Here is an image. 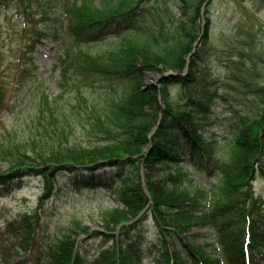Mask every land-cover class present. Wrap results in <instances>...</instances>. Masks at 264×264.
I'll use <instances>...</instances> for the list:
<instances>
[{
  "label": "trees",
  "instance_id": "obj_1",
  "mask_svg": "<svg viewBox=\"0 0 264 264\" xmlns=\"http://www.w3.org/2000/svg\"><path fill=\"white\" fill-rule=\"evenodd\" d=\"M0 2L31 21V29L23 22L30 38L21 59L33 65L35 47L52 38L61 71V94L45 98L28 137L0 145V194L25 178L39 179L42 190L37 208L7 226L20 237L14 255L29 253L32 264H87L79 238L90 230L81 221L59 228L39 252L37 230L48 217L45 202L69 189L106 188L116 201L101 212L103 242L110 245L94 264H139L148 221L162 241L156 264H263L264 201L254 183L264 179V87L259 116L238 119L227 153L215 155V142L201 134L213 102L200 65L207 57L209 19L200 23L205 0L182 6L186 20L168 31L163 23L157 30L142 26L146 0H105L100 7L91 0ZM52 12L59 21L54 27ZM112 36L121 43L105 54L79 48ZM158 72L160 84L147 86V74ZM2 84L0 111L7 107ZM79 130L90 139L70 142ZM192 162L194 176L187 171ZM207 177L216 182L206 187ZM193 228L211 229V240L197 244Z\"/></svg>",
  "mask_w": 264,
  "mask_h": 264
},
{
  "label": "rangeland",
  "instance_id": "obj_2",
  "mask_svg": "<svg viewBox=\"0 0 264 264\" xmlns=\"http://www.w3.org/2000/svg\"><path fill=\"white\" fill-rule=\"evenodd\" d=\"M91 1L98 7L105 2ZM198 1L146 0L148 12H144L141 18L142 26L157 30L163 23L168 31L173 22L186 20L181 14V7H194ZM202 10L206 13L200 21L201 27L205 25L204 19L208 18L209 29L206 64L200 65L204 67V79L209 84L204 92L213 96V102L201 134L206 142H215L214 154L222 156L228 151L235 122L238 119L253 120L262 111L258 90L264 87V0H205ZM53 14H50L48 23L54 27L59 21H55L58 16ZM23 22L26 28L31 29V21L24 18L21 12L19 16L12 3L0 2V82L6 91L7 105L5 110L0 111V145L27 138L45 98L53 100L61 94L58 85L61 81L60 66L55 65L59 47L52 38H47L35 47L33 65L21 59L30 38L29 33L23 30ZM120 43L117 36H112L97 43L80 45L79 48L93 55H102ZM20 71L24 74L21 82L18 81ZM170 74L165 73L166 76ZM162 78L160 72L149 73L146 85H159ZM177 90V87L171 89L173 100L177 99ZM72 96L67 99H72ZM89 139L80 130L70 136V142L86 143ZM195 170L196 164L192 162L187 171L194 176ZM106 172L110 173L109 170ZM203 182L206 187L212 184L209 179ZM19 183L17 188L0 194V264H23L25 260L26 264H32L31 254L18 251L19 254L14 255L20 237L9 231L7 226L37 208L42 190L37 178H25ZM182 184H187L186 178H183ZM254 189L264 201V179L256 180ZM115 204L114 194L106 188L69 189L55 201L45 202L44 214L48 217L45 218V225L37 230L36 251L39 252V246L54 242L59 228L72 221H81L90 232L80 237L79 242L86 250L87 264H94L105 246L103 239L107 234L101 212ZM148 225L138 245L139 264H156L162 247L152 222L148 221ZM191 232L197 244L212 238L209 228H193ZM175 247L180 248L178 244Z\"/></svg>",
  "mask_w": 264,
  "mask_h": 264
}]
</instances>
